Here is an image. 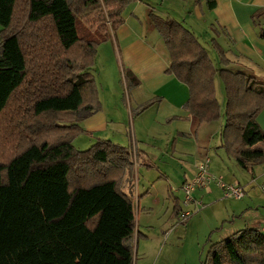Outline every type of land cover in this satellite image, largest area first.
Listing matches in <instances>:
<instances>
[{
	"label": "trees",
	"instance_id": "obj_1",
	"mask_svg": "<svg viewBox=\"0 0 264 264\" xmlns=\"http://www.w3.org/2000/svg\"><path fill=\"white\" fill-rule=\"evenodd\" d=\"M134 0H0V264H134L136 218L122 191L134 167L128 148L98 140L80 151L81 123L101 110L90 70L98 47ZM215 6L208 2V8ZM259 39L264 28L255 22ZM258 17V18H259ZM170 57L166 74L185 85L199 124L223 119L225 155L242 170L264 162V86L216 68L193 34L151 15ZM223 85L221 111L215 81ZM127 90L139 85L125 72ZM180 213L175 203L174 218ZM207 264H264V235L246 228L210 246Z\"/></svg>",
	"mask_w": 264,
	"mask_h": 264
},
{
	"label": "crops",
	"instance_id": "obj_2",
	"mask_svg": "<svg viewBox=\"0 0 264 264\" xmlns=\"http://www.w3.org/2000/svg\"><path fill=\"white\" fill-rule=\"evenodd\" d=\"M209 1L212 0H134L122 12L123 24L112 33L108 42L98 47L95 61L100 65L102 60L104 66V61L110 56L116 72L120 70L123 75L126 69V72H130L138 80V86L127 90L132 91L134 102L132 105L128 96L127 105L130 111H134L137 119H140V138H144V141L154 140L156 144L161 140L166 146L169 143L172 151L177 152L178 156L191 159L185 173L186 179L179 189L183 183L193 178L196 165L202 158L207 157L210 160V173L221 177L223 184L237 183L232 176V170L235 174L238 172L237 164L234 165L232 159L220 148L221 138L217 147L219 156L209 157V149L212 147L209 130L214 122L199 124L184 108L189 98L188 88L173 75L166 74L170 65L169 53L162 37L154 28L151 15L177 21L189 30L201 45H211V40H215L223 48L230 62L228 70L242 73L264 86V41L259 39L257 27L252 21L253 14L259 10L262 11L261 17L258 16L255 22L260 25L264 20V0H213L215 6L212 9L208 8ZM125 81L123 83L127 89ZM114 103L115 106L112 104V107L118 110L120 105L117 100ZM256 122L264 132V109L257 116ZM113 124L115 122L107 119L101 104L99 112L81 123L84 131L82 134H94L97 140H110L124 146L123 134L114 128ZM257 146L264 151V142ZM129 151L133 165L137 164L136 145L129 148ZM142 158L144 161L146 156L142 154ZM220 197L222 198V189L219 185H211L208 189L198 190L193 194L194 200L200 202H215ZM176 202L181 204V199H174L168 217L170 221L175 220L173 213ZM142 210L146 211L145 208ZM247 210L244 206L237 211L243 215ZM252 215L244 220L243 226L240 224L231 228L230 234L232 231L239 232L246 228L259 230L258 225L264 222V214L260 216L258 211L254 212L255 216L261 217L260 221ZM136 236L138 233L136 235L135 232L134 239ZM142 237L148 240L146 235Z\"/></svg>",
	"mask_w": 264,
	"mask_h": 264
},
{
	"label": "rangeland",
	"instance_id": "obj_3",
	"mask_svg": "<svg viewBox=\"0 0 264 264\" xmlns=\"http://www.w3.org/2000/svg\"><path fill=\"white\" fill-rule=\"evenodd\" d=\"M261 22L264 28V20ZM202 46L214 66L220 67L218 56L211 45L202 43ZM111 60L109 56L104 61V66L102 60L100 65L99 62L95 63L90 73L94 77L98 98L107 119L113 120L114 128L119 129L123 134L125 147L129 149L136 145L137 148L138 162L133 165L132 180H125L122 184V191L133 200L136 214V235L138 233V236L133 241L134 264H207L206 257L210 246L237 232L232 231L233 233L230 234L231 228L240 224L243 226L244 220L249 219L252 214L254 219L262 220L260 216L264 214V162L253 165L247 170L236 166L238 171L236 174L232 170V176L237 182L232 185L241 186L244 192L241 200L220 197L215 202L202 201L203 207L186 220L182 219V214L194 210L195 205L186 208L179 204L178 217L173 221L168 220L174 199L178 198L181 201L183 199V193L179 187L186 179L185 173L191 159L178 156L177 152L172 151L169 143L166 146L161 140L156 144L154 140L144 141V138H140L138 126L140 119H137L134 111H130L127 105L128 96L132 105L134 102L132 91H127L123 83L126 69L123 75L120 70L116 72ZM215 94L223 113L225 95L223 85L218 78L215 81ZM116 100L120 105L118 110L112 107ZM222 126L223 119L214 122L211 125L212 129L209 130L212 140V147L209 149L210 158L220 154L217 147L220 144L221 130L218 129H222ZM97 141L94 134L91 136L84 133L74 140L73 146L83 151ZM142 154L146 156L144 161ZM231 161L235 165L233 159ZM244 206L248 210L246 214L241 215V212L237 210ZM255 211H258L260 216H255ZM263 225L264 222H261L258 226ZM143 235H146L148 240L143 239Z\"/></svg>",
	"mask_w": 264,
	"mask_h": 264
},
{
	"label": "built area",
	"instance_id": "obj_4",
	"mask_svg": "<svg viewBox=\"0 0 264 264\" xmlns=\"http://www.w3.org/2000/svg\"><path fill=\"white\" fill-rule=\"evenodd\" d=\"M210 160L205 157L202 158L196 165L195 174L191 180L185 182L181 186L183 193V199L181 204L189 208L195 205V209L189 212H184L182 219L186 220L190 218L192 214L199 211L203 207V203L196 201L193 198V194L197 190L208 189L211 185H219L222 189V197L224 199L241 200L244 197L242 187L232 184H223L221 177L214 176L209 171ZM259 231L264 235V225L260 227Z\"/></svg>",
	"mask_w": 264,
	"mask_h": 264
}]
</instances>
